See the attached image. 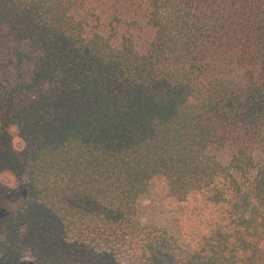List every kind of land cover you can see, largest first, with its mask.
Wrapping results in <instances>:
<instances>
[{"label": "trees", "instance_id": "trees-1", "mask_svg": "<svg viewBox=\"0 0 264 264\" xmlns=\"http://www.w3.org/2000/svg\"><path fill=\"white\" fill-rule=\"evenodd\" d=\"M2 26L0 264H264V0H0ZM158 177L231 232L188 252L142 225Z\"/></svg>", "mask_w": 264, "mask_h": 264}, {"label": "rangeland", "instance_id": "rangeland-1", "mask_svg": "<svg viewBox=\"0 0 264 264\" xmlns=\"http://www.w3.org/2000/svg\"><path fill=\"white\" fill-rule=\"evenodd\" d=\"M140 45V44H139ZM6 26L0 27V64L14 61L15 54L22 48ZM12 68V66H11ZM28 66H24L27 69ZM34 93L24 94L19 102H30ZM234 150L225 147L214 152L217 160L222 165H228ZM254 177L255 171L250 172ZM239 178L238 175H236ZM5 189L8 188L7 180L0 179ZM24 194L20 187L16 193L9 195L11 202H16ZM209 192L197 193L186 201H177L167 195L166 182L163 178L153 179L148 187V192L137 204V218L142 225L155 227L165 231L172 241L181 250L194 252L205 247L207 240L211 241L216 233H230L233 229V220L226 205H215L208 199ZM7 215V197L0 202V219ZM238 258H241L239 255Z\"/></svg>", "mask_w": 264, "mask_h": 264}]
</instances>
